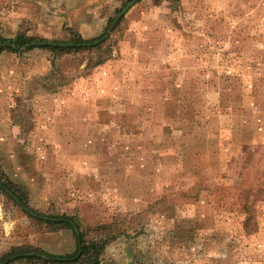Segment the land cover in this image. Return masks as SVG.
<instances>
[{
  "label": "rangeland",
  "instance_id": "obj_1",
  "mask_svg": "<svg viewBox=\"0 0 264 264\" xmlns=\"http://www.w3.org/2000/svg\"><path fill=\"white\" fill-rule=\"evenodd\" d=\"M40 2L0 0V36L20 6L40 16L17 34L108 28L103 47L60 58L0 51L2 177L26 206L114 222L104 264H264V0ZM17 247L64 255L77 238L0 190V264H38L1 262Z\"/></svg>",
  "mask_w": 264,
  "mask_h": 264
},
{
  "label": "trees",
  "instance_id": "obj_2",
  "mask_svg": "<svg viewBox=\"0 0 264 264\" xmlns=\"http://www.w3.org/2000/svg\"><path fill=\"white\" fill-rule=\"evenodd\" d=\"M124 4H128L131 0H123ZM120 23V21L118 22ZM108 28V26H107ZM106 28V30H107ZM105 30V31H106ZM86 38L79 31L72 30L70 35L65 39H48L45 37L30 36L26 33H19L15 37H2L0 36V51L10 50L14 52H20L22 50L33 49L37 47L48 48L53 51L57 56L56 58L63 57L65 55L78 53L83 50L99 49L103 47L105 41L101 42V38L105 34ZM26 48L23 49L24 46ZM106 58H108L106 56ZM106 58L99 59L95 65L103 63ZM62 64L56 59H53V69L58 72ZM63 80L67 78L64 73L61 74ZM0 183L2 187L0 190L5 193V195L12 199L15 204L19 205L11 195L5 190V187L12 190L15 195L19 198L21 204L28 205L29 193L26 186H22L12 181H7L2 177V163L0 162ZM264 196V190H263ZM264 198V197H263ZM38 213V212H37ZM44 222L48 223L53 230H58L64 226L71 228L77 238V248L74 252L59 255L48 252L44 249H25L21 247L13 248L10 252L5 254L1 258V262L10 261L14 259L26 258L31 261H35L38 264H104L102 262V255L109 244L110 234H113L114 222L111 223H101L94 226H84L79 218L75 215H44L38 213ZM46 217H55L58 220L47 219ZM72 222H75L80 229V236L78 237ZM32 252V254H27ZM12 259L10 262H12Z\"/></svg>",
  "mask_w": 264,
  "mask_h": 264
},
{
  "label": "crops",
  "instance_id": "obj_3",
  "mask_svg": "<svg viewBox=\"0 0 264 264\" xmlns=\"http://www.w3.org/2000/svg\"><path fill=\"white\" fill-rule=\"evenodd\" d=\"M37 1L38 4H40L41 0H35ZM77 2L74 4L75 6H73L74 8H72V12L73 13H77V9H79L78 7L81 6L82 2L84 0H76ZM91 3H96L97 7H100V9L105 8L104 2H108V1H112V0H89ZM22 4V3H21ZM24 4V3H23ZM43 5V4H42ZM20 6V5H19ZM33 6V5H32ZM40 6V5H39ZM44 6V5H43ZM34 7V6H33ZM45 7V6H44ZM103 7V8H102ZM21 6L20 7H13L10 12H6L3 13V15H1L2 17V25L5 28V35H7V37H12L15 36L17 34V32L20 29V25L21 22L26 18V19H39L40 16V11L38 9V7H36L35 11H32L31 13H25L21 11ZM95 9V8H92ZM91 9V11H92ZM108 9V8H107ZM89 12V11H87ZM105 12H103L102 14L104 15ZM88 15V13H86ZM89 15H95L94 12L92 11L91 14ZM12 30V31H11ZM11 31V32H10Z\"/></svg>",
  "mask_w": 264,
  "mask_h": 264
},
{
  "label": "water",
  "instance_id": "obj_4",
  "mask_svg": "<svg viewBox=\"0 0 264 264\" xmlns=\"http://www.w3.org/2000/svg\"><path fill=\"white\" fill-rule=\"evenodd\" d=\"M132 3H133V2H132ZM129 8H130V4L127 5V6L121 11V13H119V14L116 16V18L113 20L111 26L109 27L108 35H109V33L114 29V27H115V25L117 24V22H118V21H119L124 15H125V13L128 11ZM26 47H27V45L24 46V48H26ZM0 187H2V184H1V183H0ZM5 190L8 192L9 195H11V196L15 199V201H17L20 205H22V207H23L26 211H28L29 213H31L32 215H34V216H36V217H40V215H39L38 213H35L34 211H32L28 206L21 204L19 198L17 197V195H15V193H14L12 190H10L9 188H6V187H5ZM46 218H47V219H52V220H58V218H55V217H53V218H51V217H46ZM72 224H73V227H74V230H75L77 236L79 237V236H80V229H79L78 225H77L75 222H72ZM27 254H32V253H27Z\"/></svg>",
  "mask_w": 264,
  "mask_h": 264
}]
</instances>
